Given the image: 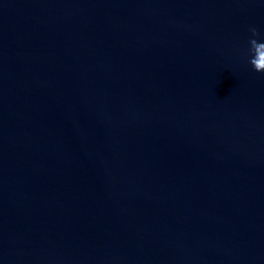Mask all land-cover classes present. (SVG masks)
Returning a JSON list of instances; mask_svg holds the SVG:
<instances>
[{"label":"water","instance_id":"1","mask_svg":"<svg viewBox=\"0 0 264 264\" xmlns=\"http://www.w3.org/2000/svg\"><path fill=\"white\" fill-rule=\"evenodd\" d=\"M252 39L264 0H0V264H264Z\"/></svg>","mask_w":264,"mask_h":264},{"label":"clouds","instance_id":"2","mask_svg":"<svg viewBox=\"0 0 264 264\" xmlns=\"http://www.w3.org/2000/svg\"><path fill=\"white\" fill-rule=\"evenodd\" d=\"M252 36L259 35L256 29H252ZM251 49L254 53L250 63L257 73H264V43H258L256 39L250 40Z\"/></svg>","mask_w":264,"mask_h":264}]
</instances>
